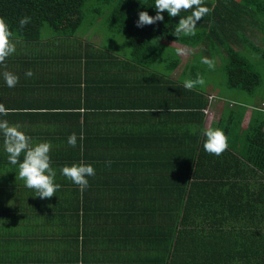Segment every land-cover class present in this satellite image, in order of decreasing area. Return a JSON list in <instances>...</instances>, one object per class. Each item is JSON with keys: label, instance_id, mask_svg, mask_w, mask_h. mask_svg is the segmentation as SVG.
I'll list each match as a JSON object with an SVG mask.
<instances>
[{"label": "trees", "instance_id": "1", "mask_svg": "<svg viewBox=\"0 0 264 264\" xmlns=\"http://www.w3.org/2000/svg\"><path fill=\"white\" fill-rule=\"evenodd\" d=\"M88 2L95 7L86 26L98 23L113 37L123 35L139 61L145 55L148 64L150 55H160L163 80L180 63L165 44L175 41L218 59L228 85L218 93L205 92L202 86L186 89L182 82L202 76L189 63L187 77L177 79L178 85L166 79L169 86L163 92L168 97L178 94L177 99H162L164 107L171 106L170 121L190 123L197 130L191 142L179 133L180 150L161 148L134 159L127 189L113 192L103 184L101 190L88 186L81 192L66 178L71 185L63 189L73 194L69 205L59 197L62 188L48 201L30 189L31 207L1 205L0 264H264V111L253 107L247 127L241 128L247 103L228 106L226 101L220 116L204 127V109L213 99L234 90L245 98L260 85L252 62L237 47L246 46L264 61V0H204L212 11L198 22L195 35L180 37L173 34L180 16L169 17L166 11L164 21L136 26L140 11L156 14L155 0H104V8L99 0H0V18L12 37L21 40L39 39L46 31L73 36ZM23 16L31 17V23L21 29ZM208 72L203 73L206 83ZM209 128H219L228 137L222 155L204 150ZM79 158L64 165L90 163ZM200 163L210 170L199 171L195 164ZM8 165L13 172L9 177L0 173V203L19 181L14 166ZM41 228L48 230L42 233ZM101 231L107 234L102 241L108 252L96 248L87 254L89 238Z\"/></svg>", "mask_w": 264, "mask_h": 264}, {"label": "crops", "instance_id": "2", "mask_svg": "<svg viewBox=\"0 0 264 264\" xmlns=\"http://www.w3.org/2000/svg\"><path fill=\"white\" fill-rule=\"evenodd\" d=\"M95 25L81 26L73 36L46 31L34 40L12 37L16 52L0 64V104L9 110L7 115H0V120L25 132L31 137L33 145L39 142L51 144L49 155L57 171L54 182L60 185L59 189L71 185L61 175L62 165L66 160H77L80 156L81 162L88 160L90 163H84L91 164L95 169V175L87 178L89 187L101 190L104 184L115 192L127 189L124 184L130 180L129 165L134 159L144 158L147 152H162L161 148L180 150L182 143L179 139L182 138L178 137L179 133L189 142L194 138L196 126L185 122L179 125L178 120L170 121L171 106L164 107L162 104V99L168 97L163 92L169 86L168 82L178 85L177 79L187 77L184 68L189 61L186 58L181 67L177 48L185 47L189 51L191 48L175 41L165 42L173 48L180 63L163 80L160 55H150L147 67L145 55L140 57V61L139 55L135 58L124 37H113L105 30L101 33L97 29L98 24ZM106 39L112 41L111 46L104 45ZM28 70L34 73L30 78L25 76ZM5 71L19 77L15 87L7 86L2 75ZM226 94L224 98L213 99L212 106L204 109L205 128L206 117L210 115V120L219 117L226 101L228 106L247 103L240 125L246 128L253 107L258 109L264 102L259 94L254 97L251 94L249 98L244 96L246 99L236 90ZM173 97L177 99L178 94H170L168 100ZM218 111L219 114L214 117ZM73 133L77 136L75 147L67 143ZM4 140L3 134H0V173L9 177L13 169L8 165ZM237 141L241 142L239 137ZM186 150L190 151L192 147L187 145ZM19 159L23 160V154ZM195 165L199 171L210 170L207 163ZM13 166L14 173L18 174V165ZM18 180L17 185H10V191L14 192L2 199L0 206H33L31 202L34 198L29 193L32 189L27 188L19 177ZM1 182L6 183L7 180L2 179ZM4 187L7 190L6 184ZM72 195L63 189L59 197L69 205ZM44 200L48 201V198ZM43 229L47 228H41L42 233ZM103 232L89 238L87 254L92 255L96 248L108 252L106 243L102 241H106L107 234Z\"/></svg>", "mask_w": 264, "mask_h": 264}, {"label": "clouds", "instance_id": "3", "mask_svg": "<svg viewBox=\"0 0 264 264\" xmlns=\"http://www.w3.org/2000/svg\"><path fill=\"white\" fill-rule=\"evenodd\" d=\"M156 14L149 15L147 11L138 13L137 27L153 25L164 21L163 13L166 11L169 17L180 16L173 34L176 37L193 36L196 34L198 22L212 9L204 6V0H155ZM181 15V13H189ZM31 23V17L23 16L19 20V27L23 29ZM12 32L3 18H0V64H3L7 57L16 52V45L12 42ZM177 54H183L186 50L177 48ZM201 63L208 66L210 70L215 69V61L207 57H202ZM3 78L9 88H13L19 82V77L11 72L2 73ZM34 73L28 70L26 77H32ZM206 84L203 76L198 75L195 80H186L184 87L192 90L195 86H204ZM263 102H261L262 104ZM261 104L258 109H261ZM8 109L0 104V115H7ZM0 134H3L5 140V151L8 154V161L12 165H18V176L25 182V186L35 191L41 199L51 198L56 195L60 185L55 183L56 170L51 166V144L48 142H39L32 144L31 137L16 126H10L7 121L0 120ZM206 140L204 150L209 154L216 156L222 155L228 149V137L225 132L219 128H209L204 132ZM83 137L81 136V139ZM68 145L75 147L77 136L71 134L67 140ZM23 154V160L19 158ZM111 163L110 161L108 162ZM195 167V166H194ZM61 175L71 180L78 186L82 192L89 186L88 177L95 175V169L91 164H72L63 166L60 169Z\"/></svg>", "mask_w": 264, "mask_h": 264}, {"label": "rangeland", "instance_id": "4", "mask_svg": "<svg viewBox=\"0 0 264 264\" xmlns=\"http://www.w3.org/2000/svg\"><path fill=\"white\" fill-rule=\"evenodd\" d=\"M99 2L101 3L100 8L106 7L103 4L104 0H99ZM94 7L95 6H93V4L90 2H88L87 5L84 7L83 11L85 12V16H84V19L82 21V26H86L89 23V15L92 13ZM100 21H101V23L103 22L102 19H100ZM95 26L91 29V31L94 30ZM97 29H99L101 33L104 32V30H101L100 28H97ZM122 37H124V36L122 35ZM254 39H255L257 44L262 45V42L260 41V39H258V38H254ZM111 42L112 41L106 39V41H104V45L111 46V45H109V44H111ZM237 48L240 49V51L242 53H244L250 59V61L253 64L255 71L258 73V75L260 77V85L253 91V94H256V95L259 94V96L261 98H264V61L261 60L255 53L248 50L246 48V46L237 47ZM183 49H185L186 51L183 54H179L181 57V67L184 64L185 59L187 58V60L189 61V64L194 66L193 68L195 70H197L198 72L200 71V74H202V76H203V73L210 70L208 68V66L201 63L202 57H207L206 52L200 51L198 48H191L190 51L188 48H185V47H183ZM189 52L191 55H189ZM218 62H219V60L216 59L215 60V69L210 70V72H208V74H207V77H208L207 79L209 80V82L206 83L204 86H202L205 89V92H207V91L213 92V90H214V91H216V93H218L219 91H224V89L228 85L227 80H226V73L223 69H221L222 65L219 64ZM179 70L180 69H178V71ZM197 86H200V85H197ZM250 96L251 95L249 94L248 96H245V97L249 98ZM217 114H219V111L214 113V117H216ZM209 120H210V115H209V117H206V120H205L206 127H208V125L211 122V120L210 121Z\"/></svg>", "mask_w": 264, "mask_h": 264}, {"label": "built area", "instance_id": "5", "mask_svg": "<svg viewBox=\"0 0 264 264\" xmlns=\"http://www.w3.org/2000/svg\"><path fill=\"white\" fill-rule=\"evenodd\" d=\"M261 110H263L264 111V102L261 104Z\"/></svg>", "mask_w": 264, "mask_h": 264}]
</instances>
